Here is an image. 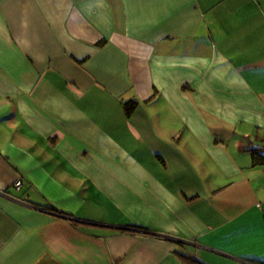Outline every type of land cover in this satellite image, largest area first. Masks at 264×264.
I'll return each instance as SVG.
<instances>
[{
	"label": "crops",
	"instance_id": "obj_1",
	"mask_svg": "<svg viewBox=\"0 0 264 264\" xmlns=\"http://www.w3.org/2000/svg\"><path fill=\"white\" fill-rule=\"evenodd\" d=\"M0 264H264V0H0Z\"/></svg>",
	"mask_w": 264,
	"mask_h": 264
},
{
	"label": "built area",
	"instance_id": "obj_2",
	"mask_svg": "<svg viewBox=\"0 0 264 264\" xmlns=\"http://www.w3.org/2000/svg\"><path fill=\"white\" fill-rule=\"evenodd\" d=\"M19 185H20V182L18 180L13 182V187L14 188L17 189L19 187Z\"/></svg>",
	"mask_w": 264,
	"mask_h": 264
}]
</instances>
